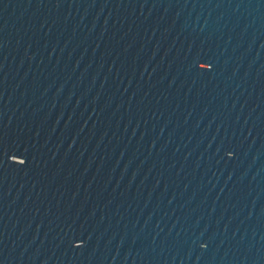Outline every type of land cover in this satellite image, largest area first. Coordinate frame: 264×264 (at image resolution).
I'll return each instance as SVG.
<instances>
[{"label":"water","instance_id":"1","mask_svg":"<svg viewBox=\"0 0 264 264\" xmlns=\"http://www.w3.org/2000/svg\"><path fill=\"white\" fill-rule=\"evenodd\" d=\"M0 264H264V0H0Z\"/></svg>","mask_w":264,"mask_h":264}]
</instances>
